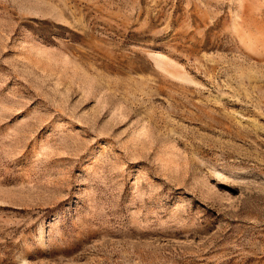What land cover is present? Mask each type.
I'll use <instances>...</instances> for the list:
<instances>
[{"label": "rangeland", "instance_id": "374dc122", "mask_svg": "<svg viewBox=\"0 0 264 264\" xmlns=\"http://www.w3.org/2000/svg\"><path fill=\"white\" fill-rule=\"evenodd\" d=\"M0 264H264V0H0Z\"/></svg>", "mask_w": 264, "mask_h": 264}]
</instances>
